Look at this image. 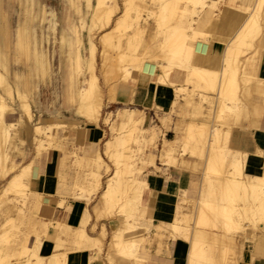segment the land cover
I'll return each instance as SVG.
<instances>
[{
	"label": "bare ground",
	"instance_id": "6f19581e",
	"mask_svg": "<svg viewBox=\"0 0 264 264\" xmlns=\"http://www.w3.org/2000/svg\"><path fill=\"white\" fill-rule=\"evenodd\" d=\"M67 1L69 5L75 2ZM85 1V7H92L93 10V14L91 13L93 21L88 33L90 42L88 55L84 57L81 52L83 38L81 39L79 31H76L72 19L67 18L65 24L59 28L57 39L60 43V54L66 57L65 59L70 57V41L75 45L73 59L76 75L69 69L70 65H67V99L74 106V113L84 120L85 125L97 128V122L102 115L103 98L107 102L114 100L117 85L120 82L127 83L129 79L135 81V76L147 80L151 91H154L155 108L162 112L159 116L160 126L169 127L168 122L172 113H166L172 110L181 116L191 114L210 117V124L208 121L200 124L189 121L184 129L175 126L174 136L170 139L165 137L163 130L157 128L159 125L156 123L148 120L151 124L146 126L148 123L146 114L139 108L123 107L112 115L109 112L103 117L104 122L110 125V129L118 132L104 142V153L112 163L113 172L107 176L106 186L99 196L102 206L98 203L93 205L95 219L90 230L93 231L96 227L98 214L117 216L125 222V227L122 225L124 228L118 227L117 232L110 236V238L113 236L111 246L115 254L112 255L113 251L111 254L109 252L106 260L111 264L113 257L118 255L123 262L138 264L136 262L142 260L137 254L139 244L136 243V238L133 241L129 238L131 234L128 233L136 226L130 221L135 219L131 210L137 187L134 175L143 171L146 166L156 169L158 165L155 160L158 159L161 164L201 173L200 189L196 198L190 200L183 191H179L173 222L164 226L165 230H170L173 237H181L188 241L186 264H239L243 258L242 245L249 238L248 232L260 231L264 234V170L259 175H248L245 169L246 154L230 148L227 136L232 127H242L241 121L247 117L252 102L248 99V93L254 91L262 94L264 91L263 77L259 75L261 69L259 62L264 48L261 45V37L264 34V0H256L252 7L236 5L234 3L236 0H226L222 7H217V0H148L145 2L144 14L138 11L133 16L126 13L115 15L119 7L117 0ZM35 2L15 0L18 19L14 30H11L5 4L0 0L2 178L12 166L8 167L5 164L8 155L5 146L6 143L11 144V134L18 135V144L24 141L18 134L19 125L23 121L21 119L15 122L6 121V115L17 111L14 107L16 105L19 113L30 120L33 116L31 110L33 98L30 91L31 80L28 76L31 73L41 74L42 77L50 75L49 54L42 44L48 41L49 31L54 34L58 30L56 12L38 0L37 18V13L34 14ZM215 7L217 9H214ZM44 21L48 23L46 39L43 33ZM79 22L77 20V24ZM123 25L130 27L131 32L126 34L121 32L120 28ZM81 28L82 26L80 30ZM96 30H102L97 40L100 44L99 71L106 85V96L94 73L97 45L93 36ZM156 38H159L158 42H155ZM215 42L218 46L216 51H213ZM8 47L15 63H18L21 55H25L29 61L26 68L15 67L11 79L8 77L11 65ZM81 60H84L82 61L86 66L84 72L87 74L80 79L78 74L82 67ZM173 67L179 69L172 70ZM171 72L174 76L183 73L182 82L176 83L171 77ZM110 75L112 79H116L111 80ZM61 125L63 123L60 122L46 124L40 121L33 122L32 140H37L34 145L37 148L46 146L43 142L46 141L51 146L54 141L60 139L52 132V128L56 126L59 129ZM160 135L162 142L158 148L156 140ZM130 139L133 140L132 145ZM18 144L13 143L12 146ZM72 163L74 166L89 168V173L82 175L85 185H82L80 179H76L75 185L81 190L75 192L76 198L92 196L100 185V168L107 171L110 165L100 153L92 157L86 153L79 155L74 151ZM29 164L30 162L23 164L17 171L8 173L9 188L16 191L23 189L24 192L23 186L26 187V184L23 177L26 178L25 173L30 170ZM3 191L4 193L7 191L8 194L7 189ZM1 195L0 197L7 196ZM5 198L10 200L9 197ZM7 202L4 212L6 217H12L10 212L13 209ZM0 205L2 207L1 203ZM29 210L26 208L23 214H20V217H29L27 225L29 231L25 234L21 230L24 235L22 239L20 238L21 247L18 251L23 256L21 263H42L44 256L38 253L42 240L40 236L45 235L50 227L71 237L77 247L90 246V242H93L98 246L99 253L102 246L101 238H91L86 229L74 228L64 222H40L35 216L33 218L32 209ZM142 228L144 229L141 226ZM155 229L162 227L157 226ZM239 231L242 235L245 233V236L237 240L233 232ZM126 232L129 234L128 237L125 236ZM29 234L33 235V240L27 245ZM100 234L105 235L103 225ZM59 237L54 243L56 249L63 243ZM1 241L7 243L3 238ZM108 245L110 246V243ZM109 246L108 250L111 247ZM31 256L36 260L32 261ZM60 262L59 253H53L48 261L49 264Z\"/></svg>",
	"mask_w": 264,
	"mask_h": 264
},
{
	"label": "crops",
	"instance_id": "0c3cea01",
	"mask_svg": "<svg viewBox=\"0 0 264 264\" xmlns=\"http://www.w3.org/2000/svg\"><path fill=\"white\" fill-rule=\"evenodd\" d=\"M234 3L236 5L241 4L248 7H252L254 5V0H236ZM261 42H262L261 45H263L264 47V34L261 37ZM213 46H214L213 51H216V48L218 46L217 43L215 42ZM259 63L261 67L259 75L263 77L262 79L264 81V48L261 53V58ZM183 75H184L183 73H180L179 75L174 76V73L171 72V77L176 81V83L182 82L184 78ZM148 84H149L148 81L140 78V76H135V81L129 79L127 83H119L116 88V98L110 102H107L106 99L103 98V104L104 102H107V105L109 107L117 104V105H126L128 107H135L142 110L149 109L154 111L155 109L154 97H153L154 91H151V88L148 86ZM104 93L106 96V88L104 90ZM248 99L252 100V102L249 105L250 109L248 108L247 117L242 119L241 121L242 127L239 128V126H235L230 129L228 133L229 135L227 136V144L230 148L241 151L242 153L246 154L247 161H246L245 169L247 171L246 170L245 171L248 175H259L263 173L264 170V91L262 94L256 93L254 91H250L248 93ZM36 102L37 101L33 99L31 103V110H32V104ZM14 107L16 108L17 111L13 113H9V115L16 114L17 115L16 121H19L20 119L23 121L22 124L19 125L18 134L23 137L24 141L29 139L34 144L32 140L33 122L35 121L42 122V119L39 120L38 118H34L33 116L30 120L26 119L21 113H19V109L17 108V106L15 105ZM72 112H73L72 115L65 116L64 114L60 113V111L56 110L52 115L54 119L55 118L77 119L85 125L84 120L78 117L74 113V106ZM9 115L8 114L6 115V121H8L7 118ZM255 117L256 118L258 117L257 118L258 120H256ZM253 119L255 120V122H257L256 123L257 125L255 126H254L255 122ZM51 122H58V121H51ZM60 123H63V125H65L66 122L62 121ZM101 129L102 128L99 125L98 128L86 129L87 133L85 135L83 134L82 131H80L79 128H77L73 130L70 136H67L64 133L63 135H61L63 132V127L59 128L56 133H54L53 131L52 132L55 135H57V137L60 138L59 140L63 142V144H61L60 142H56L57 148L65 150V146H68L70 143H74L73 138L76 136L77 137L76 141H86L87 148L85 149V153L91 155L92 157H95L97 153L94 152L96 151L97 147L94 148L93 151H90V147L88 144L89 141H90V145L92 141L95 142L97 137L96 133ZM173 136H174V129L168 128L166 130L165 137L167 139H170ZM159 137L160 139H159L158 148L161 147V142H162V136L160 135ZM73 151L76 152L75 150H72L70 152L71 162H72ZM20 153L23 154V151L21 150ZM47 156L48 158L46 157L47 158L46 161L43 160L40 165L34 166L32 168L31 190L35 191V193L38 196V200L35 202V204L34 202H32V206L34 205V207H32L33 217L35 216L36 217L35 219L36 220L38 219L40 222L60 221L74 228H84L90 234L91 238H101L102 246H100L99 248L100 250L99 253L97 250L98 246H95L93 242H90V246L77 247V245L72 241L71 237L62 233H58L52 227H50L48 228L47 233L42 236L38 253L43 255L44 257L50 256L53 253H65L64 258L66 259H64L62 264H110L106 260L108 254L107 246H109L108 244L112 242L111 240L113 236L111 238L110 236L117 232L118 227L120 228L121 221L118 219L111 220L105 218L106 217L105 215H102L100 216L102 218H98V220L96 221V227L94 228V230L93 231L90 230V226L95 219V214L92 208L95 203H98L99 206H102V203L99 202V196L101 191L106 186V181L104 183L102 190H100L97 196V201L95 202V200L94 201L92 200L90 202V209H85L84 206L86 205V203L83 200L75 201V199H72L71 197H67V196H64L63 198V195L61 196L60 193H58L59 181H60L59 176L62 173L61 165L63 160V152L59 149L49 150ZM28 162H25L23 164H26ZM155 163L158 165V167L156 169L152 167L149 176L148 174H143V171H140L134 175L137 187L134 193L135 199H134V205L132 206L133 209L131 210L135 214V216L139 215L140 212L139 198L141 196V191L143 189V186H147L143 190L142 202L146 204V207L148 208L147 218L151 220V221L149 220L148 223L146 221V226L148 227L147 228L148 230L135 229L134 234L129 235V238L132 239L133 241H135L136 238V243L139 244L137 254L139 257L142 258V260L136 263L186 264V256H187V252L189 251L188 241L184 240L181 237H177V238L173 237L170 233V230L169 229L165 230L164 226L165 224L168 223L170 224L173 222L176 211V203L179 198V191L181 192L183 191V194L187 198L188 196L186 194V191L188 192L189 196H193L195 194L196 187L194 186V182H195L196 174H198L199 176L198 178L199 184L197 189V193H198L200 189L201 173L188 169H178L171 165L161 164L158 159L155 160ZM78 167L79 169L76 170V173L80 174L79 173L80 169L82 170L81 173H84L86 171L89 173L88 167L85 166L82 167L78 166ZM110 167H112V165H110ZM112 172H113V167H112ZM83 176L77 175L76 179H80V181H82V185H85L86 182ZM46 178L48 182H46L47 185H44L45 183L44 179ZM100 185H101V180H100ZM99 187L97 188V190L99 189ZM130 195L132 196V194ZM90 197L91 196H89L87 199H90ZM61 200L63 201L60 204L59 201ZM11 216L20 217L17 214H15V212H13ZM102 225L105 228L104 236H101L100 234ZM157 226H161L162 229L163 228L164 229L163 230L155 229L157 228ZM28 237H30L29 239H27L28 245H30L31 241L33 240V235L29 234ZM57 237L62 239L64 243L63 246L60 247L59 249L54 248L55 246L54 243H56L55 241ZM248 237L249 238L246 239L242 245L243 246L242 250L245 256L239 261V264H264V234L260 233V231L257 232L254 231L251 233L248 232ZM250 238L252 242H250L249 240ZM111 252L112 255L115 254L114 250H111ZM95 253L97 255H95ZM94 256H96V258ZM114 257L113 260L114 263L116 264H119L118 262H121L120 264H135L130 261L123 262L119 256H114ZM116 257H119V259H117Z\"/></svg>",
	"mask_w": 264,
	"mask_h": 264
},
{
	"label": "rangeland",
	"instance_id": "374dc122",
	"mask_svg": "<svg viewBox=\"0 0 264 264\" xmlns=\"http://www.w3.org/2000/svg\"><path fill=\"white\" fill-rule=\"evenodd\" d=\"M2 1L5 4L6 13H7V15L9 17V20H10V28L9 29L14 30L16 21L18 19V16H17L18 15L17 14V11H18L17 4L15 3V0H2ZM35 1L36 2H35V6H34V14L36 15V13L38 12V6H37L38 5V0H35ZM74 1L75 2H74L73 5L72 4L69 5L67 0H41V2H43V3H45L47 5V8H51V9L55 10L56 17H57V23H58L57 24L58 25V30L56 31L57 33L55 32L54 34L51 31H49V33H48V37H49L48 41L46 40V41L43 42V47L47 50V52L49 54V58H50V63H51V65H50V75H48L49 77L48 76L42 77L41 74H37V73L36 74L31 73L28 76V79L31 80V84H30L31 97L37 101L36 103L32 104L33 117L34 118H38V119H42V122L45 123V124L48 123V122H51V121H58V122L65 121L66 122L65 125H62L59 128L63 127V132H62L61 135H63V133H64L67 136H70L72 134L73 130H75L77 128H79L80 131H82L83 134L86 135V133H87L86 129H89L88 127H90L88 125H84L81 121H79L77 119H70V118H65V119H63V118H57L56 119L55 118L54 119L53 115H52L54 113V111H56V110L60 111L65 116H70V115L73 114V112H72L73 111V106L68 102V99H67L66 83H67V79H68V66L67 65H70L69 69L71 70V72H73L76 75L75 67H74L75 66V62H74V59H73V53H74L75 45H74V43L72 41H70L71 42L70 46H69V48H70V53H69L70 57L68 59H65L66 57H62V55L60 54V45H59L60 43H59V40L57 41L58 36H59V28L62 25L65 24V21L67 20V18L72 19L73 24L76 26V29H77L76 31H79V33L81 35V39L83 38L82 41H81V43H82L81 52H82L83 56L85 57V55L86 56L88 55V50L87 49H88L89 43H90L89 42V36H88L89 34L88 33H90L89 28H90V25L92 24V21H93L92 18H91V17H93L92 16L93 10H92V7H90V8L89 7H85L86 6L85 5V3H86L85 0H74ZM147 1L148 0H117L119 7H118L117 11L115 12V15L118 16V15L126 13L129 16H133L138 11H140V12H142L144 14V12H145V2H147ZM224 1H226V0H217L216 1L217 7H222V5L224 4ZM255 1L256 0H254V3H255ZM217 7H215L214 9H217ZM86 8H88V9H86ZM82 9L84 10V12H83ZM254 11H257V10L255 9ZM83 13H86L85 14L86 16ZM36 17L39 18L38 13H37ZM82 19H83L84 22L82 21ZM77 20L80 21L78 24H77ZM45 23H47V21L43 22V29H44L43 33H44V36H45V39H46V34H47L46 27H47L48 23L47 24H45ZM81 26H82V28L80 30ZM120 30H121V32H124L125 34L131 32V28L127 27L126 25L121 26ZM101 31L102 30H96L95 34L93 36V39H94V41H95V43L97 45V47H96V58H95L96 63H95V71H94V73H95L96 78H97V83L100 85L101 90L104 92V90L106 88V85L104 84V78H103L101 72L99 71V59H100L99 58V50H100V44H99V42L97 40L98 36H99V33ZM37 32H38V34H40L39 30ZM70 40H72V36H70ZM158 41H159V38H156L155 42H158ZM65 47H66V45L63 46V48H65ZM8 50H9L8 53L11 54V57H9V60H10L9 62H10L11 65H10V74L8 75V77L11 79L12 73H13V70L15 69V67L26 68L25 66H27V63H29V61L26 60V56L25 55H21L20 60L18 61V63L16 62L17 63L16 64L13 61V57H12L13 54H12L11 50L9 49V47H8ZM82 61H84V60H81V66L82 67H80V70L82 72L80 71V73L78 74V76H80V79L85 77L86 74H87V72H84V70H86V68H84V67H86V66H85L84 62H82ZM174 69H179V68L173 67L172 70H174ZM134 72L135 71H133V74H134ZM112 77L114 78V75H112ZM110 78H111V75H110ZM115 79L116 78H114V79L111 78V80H115ZM75 94H74V96L76 97ZM123 107H128V106L115 104V105L109 107L107 105V102H104V104L102 106V110H101L102 115L100 117V119H102V120H98V122H97V124L102 128V130H99L96 133L98 138L96 137L95 142L92 141L91 145H90V141H89V144H88L89 147H90V151H93L94 148L97 147L96 151L94 153H100L101 155H103L104 159L110 165H112V163H111L109 158L104 153V141L106 139L110 138L112 134L117 133L118 131L116 132L114 130H111L110 129V125L108 123L104 122L103 117L106 115V113L111 112V115H112L114 112H116L117 110H120ZM128 108H135V107H128ZM171 109H172V107H171ZM144 111H145V114H146V117H147V122H148L146 126H149L151 123H156L157 125H159L157 128L163 130L165 136H166V130L168 128L173 129V127L179 126V127L184 129L187 126V122H189V121H193V123L195 122L196 124H200L201 122H207L208 121V124H210V117H207L205 115H196L195 116V115H191V114H186L184 116H181L179 114H176L172 110V111H167V113H166V114H169V112H171L172 115H170L171 116L170 117L171 120H169V122H168L169 123V127L168 128H164V127L160 126V118H159V116L161 115V112L158 109L155 108L154 111L146 109ZM178 116H179V118H178ZM16 117H17L16 114H12V115L8 116L7 120L8 121H16ZM172 120H173V122H172ZM98 125H97V128H98ZM55 127L56 126H54L52 128V131L54 133H56L57 130H58V127H56L57 129ZM90 128H92V127H90ZM73 139H74V143H70L68 146H65V150L56 147L57 146L56 142H60L61 144H63V142L61 140H59V139L54 141V143L51 146H49L46 143V141H43L44 144H46L47 147L44 145V146H41V147L38 146V148H37L36 145H34L29 139L23 141L22 144H18L19 143L18 135L17 134H11V138H10L11 144L10 143L9 144L6 143V146H5V150L8 153L7 160H6L5 164L8 165V167L12 165L10 167V170L8 171V173L17 171L22 166L21 164H23L25 162H28V161L30 162V164H29L30 165V170H29V172L25 173L26 178L23 177V182H25V184H26V187L23 186L24 187V192L22 191L23 189L21 191H16L14 189L9 188V186H7V184H8L7 183L8 173H6L7 175L3 176V178L0 177V195L2 193H3V195H5V194L7 195V196L1 195L3 197H0V198H2V199H0V203L2 204V207L0 205V208H1L0 209V223L2 224V225H0V234L3 232L2 236L0 235L1 236L0 238H1V240L3 238L5 241H7V243H4L3 241L0 240L1 241L0 242V244H1L0 245V264H23V263H21L22 262L21 260H22L23 256H21V254H19L18 251L20 250V247H21L20 246V243H21L20 241H21L22 237L24 236L22 234V231L25 234L29 231V229L27 228L28 227L27 225H28L29 217H6V214L4 212L5 207H6L5 203L8 200L7 204H9L12 207L11 209H13V211L11 210V212H10L11 215L13 214V212H15L17 215L20 216V214L22 215L23 211L26 208L31 210L32 207H34V205L32 206V202H34V204H35V202L38 200V196L35 193V191L31 190V188H32V186H31L32 185V182H31L32 168L34 166L40 165L43 160L44 161L47 160V158H48L47 155H48V151L49 150L59 149V150H61L63 152V160H62V165H61L62 166V169H61L62 173L59 176V180L60 181H59L58 193H60L61 196L63 195V198H64V196H67V197H71L72 199H75V201H82L83 200L86 203V205H85L86 207L84 206L85 209H90V202L92 200L93 201L95 200V202L97 201V196H98L100 190H102L107 176L112 173V167H110L107 171H105L102 167L100 168V171H101V176H100L101 185H100L99 189L93 194V196L90 197V199H87V198L82 197V196L80 198L79 197L76 198L75 192H77V191L80 192L81 191L75 185V181H76L77 175L78 176L79 175H83V174L87 175L88 172L86 171L84 173H81L82 170L80 169V172H79L80 174L76 173V170H78L79 167L76 166V165L74 166V164L70 161V156H71L70 152L72 150H75L77 154L85 153V149L87 148V143H86V141H76L77 140L76 136ZM159 139H160V137H158L157 140H156V146L157 147L159 146ZM132 141L133 140L130 139L131 145L133 144ZM33 142H37V140L33 139ZM13 143H16V145L18 144V146L13 147L12 146ZM134 145H135V143H134ZM37 149H39L38 152H37ZM21 150L23 151V154L20 153ZM13 164H16V165H13ZM151 169H152V167L150 168V167L146 166L143 169V174H148V176H149L150 173H151L150 172ZM197 172H199V171H197ZM198 178H199V176H198V174H196V178H195V182H194V186L196 187L195 194L193 196H189L188 192L186 191V194H187V196H188V198L190 200L193 199V198L194 199L196 198L198 184H199ZM44 180H45L44 181L45 182L44 185H47L46 184V182H48L47 178L44 179ZM148 182H149V180H148ZM146 187L147 186H143V189L141 191V196L139 198V207H140L139 208V211H140L139 215L135 216L136 220L135 219L134 220L133 219L130 220L133 224H136V226L134 227L135 229H141V226L144 227V229L148 228L146 226V221L148 223V221L150 220L149 218H147V210H148V208L146 207V204L142 202L143 190ZM5 188L8 190V194H7V191H5L6 193H4V191H3V190H6ZM13 191L16 192V193H14ZM9 192H11V193H9ZM5 197H9L10 200L5 198ZM15 198H17V199H15ZM5 200H6V202H5ZM121 200H123V199H121ZM19 206H21L20 209H19ZM21 210H22V212H21ZM98 216H99L98 218H102V217H100V216H102V214H98ZM105 218H108V219H111V220H113V219H119L120 220V218L117 217V216H106ZM120 221H121L120 228H124L125 227L124 226L125 222H123L122 220H120ZM17 223L19 224V227H18ZM21 223H23V225ZM6 226H7V228H6ZM8 227H10L11 229L8 228ZM103 229H105L104 226H103ZM133 229L131 230L132 232L129 231L128 233L133 235L134 234ZM11 232H13V233H11ZM128 233L127 232H126V234L124 233L125 236L129 235ZM241 233H242L241 231L233 232V235H235L237 240H239V238L243 239L244 238L243 236H245V233H243V235ZM124 234H123V236H124ZM231 234H232V232H231ZM6 237H7V239H6ZM40 238H42V236H40ZM249 240H250V242H252L251 238ZM26 242H28V240ZM26 244L28 245V243H26ZM62 244H64V243H62ZM62 244L58 247V249L62 246ZM7 245H9V246H7ZM111 245H112V243H110V246ZM13 249H14V251H13ZM110 249L113 250L112 246L109 248L107 256L110 255L109 252L111 253ZM15 251H17V253H15ZM7 253H8V255H7ZM242 254H243V257H244L245 254L243 253V250H242ZM59 255H60V260H61V262L59 264H62L63 259H64L63 256L65 254L64 253H59ZM31 257H32V261L36 260V259H34L33 256H31ZM48 257L50 259L51 255L47 256V257H44L41 264H49L48 263V261H49ZM31 264H36V263H31ZM111 264H115L114 260H113V262Z\"/></svg>",
	"mask_w": 264,
	"mask_h": 264
}]
</instances>
